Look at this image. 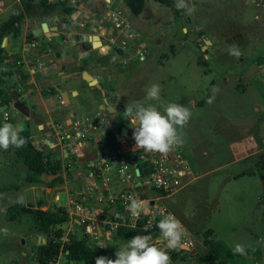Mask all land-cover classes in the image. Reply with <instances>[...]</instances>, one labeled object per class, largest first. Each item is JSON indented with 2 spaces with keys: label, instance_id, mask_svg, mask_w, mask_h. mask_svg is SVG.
<instances>
[{
  "label": "rangeland",
  "instance_id": "1",
  "mask_svg": "<svg viewBox=\"0 0 264 264\" xmlns=\"http://www.w3.org/2000/svg\"><path fill=\"white\" fill-rule=\"evenodd\" d=\"M85 1L79 2L83 4ZM105 1L99 0L96 4L91 0L77 11L78 19L94 21L96 26L80 28L74 25L72 35L66 34L65 37L60 36L48 42L30 38L26 40V47L30 48L26 56L28 63L36 66L41 64L42 67L55 63L51 71L34 76L35 85L38 80L54 75L60 68L77 70L105 58L101 54L106 49L93 48L89 54H82L84 47L89 48V43L75 35L84 30L97 34L101 27L99 24H102L103 29L105 25L107 32L101 36L110 45V52H115L117 48L125 50L122 54L124 58L120 59L121 70L117 78L108 72L116 63L103 67L105 93L110 95V103H115L121 111L113 114L114 120L126 124L124 110L129 105L153 104L163 112L160 101L148 100L146 97L147 88L153 83L160 85V97L164 104L178 103L191 111L186 126L178 129L183 139L179 149L188 173L182 182L191 181L166 201L180 200V207L185 213L190 211L195 215L200 214L204 223L214 229V242H230V252L223 254L226 264H264V202L260 214V201L253 202L249 198L254 195V191L262 189L260 195L264 199V171L260 168L261 158L264 163V152L260 159L255 156L249 161L253 168L244 176L241 173L248 171V161L222 165L232 159V134L247 129V125H243L245 121L264 116V83L261 80L264 76V8L257 7L251 0H187L190 5H195V12L188 15L186 10L175 7L176 0H172L170 6L147 0L143 11L134 16L123 0H111L109 7ZM19 12V8L13 6L6 15ZM39 13L44 12L31 9L26 12V18L30 19ZM32 19L31 24L35 23ZM14 43L15 47L20 46V42ZM230 45L238 47L241 53L239 57L229 55ZM48 47L52 48L51 52L46 50ZM9 48L10 45L2 47V51L7 52ZM131 65L136 68L131 70L129 76ZM6 81V85H11V79L6 78ZM21 92L24 90L21 89ZM96 98L100 100L97 92ZM55 99L58 107H61V99L57 95ZM7 108L0 107V122L4 123L5 111L9 116L13 113L16 118L22 115L9 106ZM254 108L258 112H254ZM37 110L39 114L42 113L40 108ZM59 110L55 109L56 114ZM103 115L106 117L109 113L103 111ZM24 118L34 134L33 143L40 145L38 141L43 140L38 139L40 132L35 129L32 117ZM92 131L94 138L102 141L106 130L102 135L101 130L96 133ZM2 151L0 264H36V245L30 233L33 227L31 217L24 215L10 221L5 214L10 205L36 202L44 194L38 188L13 187L23 180L25 169L21 159ZM80 165L83 166L82 163ZM72 171H69L70 174ZM234 173L240 174L236 179L229 178ZM73 189L78 190L75 186ZM58 195L59 200L56 202L65 204L66 193L59 190ZM229 197L236 198L232 201ZM62 228L65 233L77 230L80 237L84 238L80 227L75 229L74 225L70 229V225L65 224ZM88 235L86 240H94L91 234ZM98 239L115 252L128 241L107 231ZM237 243L245 245L246 255L233 252ZM61 255L64 257L63 264H85L65 259L64 252Z\"/></svg>",
  "mask_w": 264,
  "mask_h": 264
},
{
  "label": "crops",
  "instance_id": "2",
  "mask_svg": "<svg viewBox=\"0 0 264 264\" xmlns=\"http://www.w3.org/2000/svg\"><path fill=\"white\" fill-rule=\"evenodd\" d=\"M89 1L91 0H86L85 3L86 2L88 3ZM93 1L94 3L97 4L98 3L97 1L99 0H93ZM106 1H105L106 2L105 5L107 7L111 6L112 1L111 0H106ZM258 1L262 2L264 0L253 1L257 7L260 6L264 8V6H261L260 4L257 5L256 2ZM85 3L82 4V2H78L79 8L77 7L76 8L77 10L72 7L74 10L68 15V19L67 17H65V19L63 18V20L60 19L58 17L59 15L55 14V12L53 11H39V12H44V13L34 14L30 17V19H28V17L26 18V12H24V9L22 6V0H0V25L3 24L4 21L8 19L11 15H13V14L6 15V12L13 6H17L20 12H23L24 14L21 34L18 37L14 38L12 35L0 37V47L1 48L2 47L6 48L10 45V48L7 52L2 51L1 53L3 55V59L0 64V78L4 81L5 86L7 87L8 85H6V82H7L6 78H9L12 80L11 85H9V88L7 87H4L5 89L3 88L4 91L2 93V97L5 95V92L7 91V89H8L7 93L9 97H10L11 91L15 89L20 95L19 98H23L25 100V104L28 106V110H31L35 114V117L34 116H31V117H32V123L35 124V127H36L35 129H37V132H40L38 134L40 138L38 139L43 140L42 142L38 141V144L40 143V145H37L35 143L33 144L37 146L38 148H40L44 153L46 154L51 153L54 159H59L61 162V168H62V171H61L62 182L53 187L47 186L45 184H35L31 186L25 185L26 188H30V189L38 188L44 194V197L37 200L36 202H28V203L36 204L37 202L42 201L44 209L50 206L62 208L63 210L66 211L69 217V221L65 224H69L70 229L73 228L74 225H75V229H77V227H80L81 230H83L84 238L89 237V235L88 233H86L84 224H82L80 220L76 218V216L72 217V215L70 214L71 201L77 202L79 205L85 208H90L94 210L96 209V211L99 212V214H106L108 216H111L113 213L119 211L121 206L117 202L116 204L115 202H112V203L107 202L108 192L106 191V188H108L110 192L116 193L121 189V187H125L124 183L119 177V173L117 170L119 165L115 164V166H112L108 170H104L101 174L97 172H92L89 168L88 164L90 161L94 160L97 157V155H99V153L105 152L109 149L105 151H97L95 156L92 158L88 157V152H90L91 149L96 148L100 144L104 143V141L110 140L108 129H111L112 125H118L120 127H127L130 122L127 124L126 123V121L128 120L127 119L125 121V123L127 124L126 125V124H119L114 120L113 114L115 112L121 113V111H119L115 103L114 104L110 103L109 99L111 97L109 94L105 93L106 90H104V87L102 88L104 90V94H102L97 88L89 85L82 78H78V79L76 78L63 79L62 78V75L65 73H79L82 70H87L90 74L99 78L98 80L103 82V78H102L103 67H105L106 65L100 66L101 64L96 65L94 63H90L89 66L85 65L81 69H77V70L74 69V71L72 72H66V70H64L65 68L64 69L60 68L59 70L55 72L54 75L46 76L44 79L54 77L57 75L58 76L61 75L60 81H62V83L58 86L61 88L62 92L66 94V97L64 98L63 94L58 92L56 89L55 91L47 92L46 89L43 90L40 87H38V85L37 86L35 85L36 81L34 80V76L37 75L38 73L40 74V73H46L45 71H51V69L55 66V63H51L44 67H42L41 64L36 66V65H31L30 63H28L26 56L28 52H30V48L29 46H27L28 48L26 47L25 42L28 38L48 42L51 39L60 37L62 34L64 36H61V37H65L66 34L72 35L74 33L73 31L74 25H77L80 28H83L85 26H88V27L96 26L95 24H93L94 21H91V20L89 21L86 19L84 20L81 18L78 19L77 17V15L79 14L77 12L78 9L86 6ZM48 12H51V13L47 14ZM31 19L32 21H35V23L31 24ZM64 20H67L68 22L67 32H62V26H63ZM42 22H46L52 30L58 27L56 29L57 34L52 33L48 36L46 33L41 32L38 35H33L31 33L32 30L35 28H39ZM100 25L101 27H99L100 30L97 34L102 39L103 36L101 35L106 33L107 29L105 25H104V29H103L102 24H99V26ZM85 34L92 35L93 33L88 32L86 30L75 33V35H79L81 36V38H82V35H85ZM15 41L20 42L19 47H15L16 46V43H14ZM84 41L90 44L89 40H84ZM92 49L93 48L89 45V48L86 49L88 50V52L82 53V54L84 55L89 54L92 51ZM46 50L48 52H51L52 48L48 47L46 48ZM116 52L117 51L111 53L114 56L113 62L116 63V66H113L111 69L108 70V72L110 74H113L115 78H117L120 74V70H121V66H119L120 59L124 58L122 57V54L120 53L115 54ZM104 53L106 52H103L101 55L103 57H106L107 54H104ZM102 56H101V59H102ZM261 76H262V73H261ZM29 77H31L30 80H29ZM21 89L24 90V92H21ZM97 90L100 93H98ZM115 90L117 89L115 88ZM96 92L99 94L100 100L96 98ZM55 95H57L61 99L60 101L62 104L61 107H58L57 100L55 99ZM116 95L117 96L119 95L118 91L116 92ZM10 103L13 104L12 100ZM10 103L6 106H0V107H5V109H8L7 107L9 106V108L11 107L12 109H14L12 104L10 105ZM108 107L115 108V110L109 111L107 109ZM38 108L41 109L42 113L40 112L39 114L37 110ZM57 108L60 109L58 114H56L55 112V109ZM103 111L105 113H109V115H106L105 117L103 115ZM253 111L258 112L256 108H254ZM11 115H12L10 116L11 121H7L8 123L13 124L14 126H19V128L22 129V131L20 132L26 131L27 129L30 130V127L27 124V120L24 118L27 116L22 114L21 116L19 117L17 116L16 118L13 115V113H11ZM0 124L2 125L3 122H0ZM243 125H247L246 127L247 129H244V131L242 132L238 131L237 133L232 134L231 136L230 149L232 152V159L222 164L224 166L229 163L233 164L237 162L248 161L249 163L248 168H247L248 171H245V173H241V175L246 174L248 172L250 173V171L253 168V165L249 161H252L253 157L255 156H258V158L260 159L262 153L264 152V149H263L264 116L258 117V118H255L249 121H245ZM24 128L25 130H23ZM92 130H94L95 133L97 130H101V135H102V132L106 130L105 134L102 136V141L96 140L94 138V135H93L94 132ZM111 131L113 133V136L116 139L114 130L111 129ZM235 131H236V128H235ZM66 134H70L71 136H73L72 141H69V139L66 138ZM33 135L34 134H32V132L30 131L31 139ZM48 135H50L53 139H55V142L49 140L47 138ZM91 139H94L95 143L91 144ZM68 142L72 143V148L68 147ZM119 143H120V146H119L120 148L122 143L121 142ZM2 150L3 149H0V152H3ZM49 150H52L53 153ZM6 151H7L6 154H8L9 156H12L13 158L18 159L16 156L11 154L8 150ZM177 151H179L180 156L182 158L179 147H177ZM119 154H127V158L129 157V159L122 160V162H129L131 164L130 172L133 175V170H134L133 159H132L133 156L131 157L130 153L127 151H121ZM181 158H180L181 163H182L181 166L184 169V176L182 177L183 179L188 175V173L186 171L185 166L183 165L184 160L183 158L182 159ZM81 163L83 165L82 167L80 165ZM260 164H261L260 168L264 171V163H263L262 158H261ZM72 169H75V170L72 171ZM70 170L73 172L72 174H70L69 172ZM136 172L138 171L136 170ZM238 174L240 173L230 174L229 178L236 179L237 176H239ZM46 175L47 176L41 180L51 181L52 179L59 176L60 173L51 174L53 175L51 177H48V174ZM133 177H132L131 183H133V185L142 187L143 194L144 193L148 194L146 196H149V197L150 196L156 197L160 195L159 193H156L155 189H153L152 186L149 185L148 183H144L139 180H136L134 182ZM190 181L191 179L182 182L183 183L182 188L188 185ZM78 184H82V185L78 186ZM74 186L77 187L78 190L77 189L74 190L73 189ZM130 186L131 184L128 186V188ZM59 190H63L66 193L67 199H66L65 204H58L56 202L59 200V195H58ZM151 190L154 191L155 194L151 195L150 194L152 193ZM261 191L262 189H259L258 192L254 191V195L249 196V198H251L253 202H255L256 200L260 201V204H259L260 214L262 213L263 202H264V199L260 195ZM170 196L171 195L164 196L161 199V203H163L168 208V212L171 215H174L182 223V225L190 233L192 240L194 241L193 248L186 249L185 246L180 245L183 251L177 252L178 261L181 262L182 264H205L201 261L200 252L202 253L203 252L202 250L205 248V245L203 244L204 240L206 239L212 240V241L215 240L214 234H213L214 229L212 230L209 226H207L204 223L205 220H203L202 216H199L200 214L195 215L194 213L190 211H186L185 213L180 207L182 204L180 200H178L177 202H173V201L167 202L166 199H168ZM224 198L225 200L228 199L226 195L224 196ZM235 198L236 197L234 198L229 197V199L232 201L235 200ZM68 232H70V230L64 233V237L66 236ZM73 232H76L78 234L77 230ZM108 232H115V231H108ZM97 234L99 238L100 236L104 235V230L97 228ZM135 235L137 234L135 233ZM78 236H80V234H78ZM98 238H95V239L93 238L94 240H91L90 242H97L99 245L103 244L102 242L99 241ZM259 240L261 239L259 238ZM215 242L221 244L224 250H226L227 252H230V245H229L230 242L229 241L220 240V242H217V241ZM191 249H195V253H192L190 251ZM212 263L213 261L210 262V264Z\"/></svg>",
  "mask_w": 264,
  "mask_h": 264
},
{
  "label": "trees",
  "instance_id": "3",
  "mask_svg": "<svg viewBox=\"0 0 264 264\" xmlns=\"http://www.w3.org/2000/svg\"><path fill=\"white\" fill-rule=\"evenodd\" d=\"M146 1L147 0H123L126 7L134 16H138L143 11ZM153 1L166 6L173 4L172 0ZM22 6L26 12L35 8L38 11H53L61 17H67L74 10L70 5L69 0H60L53 3L47 2V0H22ZM23 17V12H19L6 19L4 23L0 25V37L7 35H12L14 38L18 37L21 34ZM67 31L68 22L67 20H64L62 32ZM61 36L64 35L62 34ZM1 53L2 48L0 47V64L3 59ZM117 53H122V50L118 49L115 54ZM113 61L114 56L109 54L99 62L95 61L94 64H101L100 66H102L110 64ZM72 71H74L73 68L69 67L66 69V72ZM4 87L7 86H5L4 81L0 78V106H6L11 101L8 93L5 97H2ZM7 88H9V86ZM97 92L100 93L98 90ZM8 121H11V117H9ZM108 132L110 140L104 141V143L96 148L91 149V151L88 152V157H94L97 151H105L107 149L117 150L119 148L120 143L116 141L111 129H108ZM19 135L25 138L26 144L22 148L10 146L8 151L18 159L22 160V165L25 169V176L19 184H16L13 187L18 189L25 185L31 186L35 184H45L53 187L61 183L62 168L60 160L54 159L51 153L46 154L40 148L35 146L30 136V130L27 129L26 131L19 132ZM92 143H95L94 139H91V144ZM49 151L52 152V150ZM126 159H129V157L127 158V154H118L116 158L117 165H119L122 160ZM136 164L138 172H136V169L133 170V181L135 182L136 180H139L144 182L152 171L151 165L148 161H137ZM43 173H60V175L51 181H43L41 180V175ZM149 185L155 189L156 193H162L161 191H157L152 184ZM134 189L143 194L142 187L134 185ZM151 192V195L155 194L154 191L151 190ZM24 215H28L33 221V227L31 228L32 231L30 233L32 235H41L42 238L45 239V243L38 245L36 244V241H34L36 245V264H48L49 261L56 257L61 251L65 253V259L81 261L85 264H95V258L101 255L115 259V251L111 247H100L97 242H90L85 238H81L73 231L68 232L64 237L65 231L63 230L62 225L69 221V217L66 211L60 207L50 206L44 209L42 201H39L36 204L15 203L7 208L5 217L7 220L14 221ZM114 233H116L121 240H128L131 239L136 232L129 228H118ZM203 244L205 245V248L202 250V253L200 252V258L203 263L210 264V262L213 261L212 264H226L223 259V254L227 251L224 250L221 244L207 239L204 240ZM175 250H177V252L183 251L179 247ZM173 258H177V253L174 254Z\"/></svg>",
  "mask_w": 264,
  "mask_h": 264
},
{
  "label": "clouds",
  "instance_id": "4",
  "mask_svg": "<svg viewBox=\"0 0 264 264\" xmlns=\"http://www.w3.org/2000/svg\"><path fill=\"white\" fill-rule=\"evenodd\" d=\"M177 9L186 10V14L195 12V5L187 0H176ZM229 55L239 57L241 53L236 45L229 46ZM148 100L160 101L163 112L156 105L137 104L127 106L124 110L125 118L133 125V139L136 149L145 152L168 154L173 148L183 145V139L178 129H183L191 117V111L178 103H167L161 100L160 85L151 84L146 91ZM19 126L5 122L0 125V149L8 150L10 146L22 148L26 144L25 138L19 135ZM129 210L135 218H139L143 206L136 199H132ZM160 240L153 241L152 237L137 234L128 239L127 243L115 252V259L106 256L95 258V264H171L168 250L180 246L185 229L182 223L171 214L163 216L158 222ZM162 243L163 247H158ZM103 247V244L100 245ZM233 252L246 255V247L237 243Z\"/></svg>",
  "mask_w": 264,
  "mask_h": 264
},
{
  "label": "built area",
  "instance_id": "5",
  "mask_svg": "<svg viewBox=\"0 0 264 264\" xmlns=\"http://www.w3.org/2000/svg\"><path fill=\"white\" fill-rule=\"evenodd\" d=\"M60 0H47V2L53 3ZM81 0H69L70 5L73 8L78 7V2ZM256 1V0H252ZM257 5L264 6V1L256 2ZM264 83V77L262 79ZM8 112H4L3 120L7 122L9 119ZM133 125L131 123L127 126V133L122 145L118 150H107L99 153L97 157L89 162V168L92 172L101 174L104 170L110 169L117 164L116 158L121 151H127L130 156H133V166L137 169V161H148L151 165L152 171L149 177L144 181L145 183L152 184L157 191H161L159 196L149 197L148 194H142V192L134 189L132 182V173L130 172L131 164L129 162H121L117 168L119 177L124 183L125 187L112 193L106 188L108 192L107 202H117L120 204L121 209L111 216L106 214H99L94 209L85 208L79 205L77 202L71 201L70 214L72 217L76 216L82 224H84L86 233L91 234L92 237L98 238L97 228L104 231H116L118 228L133 229L136 234H144L152 237L153 241L160 240V231L156 227L158 222L163 216L170 214L168 208L161 203V199L164 196L172 195L178 192L182 186V177L184 176V169L181 166V156L177 147L173 148L168 154H160L157 152H145L143 149L135 148V141L133 139ZM66 138L72 141L73 136L66 134ZM68 147L72 148V143L68 142ZM264 149V145H263ZM131 186L128 188V186ZM136 199L143 206L139 218L132 216L129 210V205L132 199ZM184 227V226H183ZM185 229V228H184ZM187 248L194 247V241L190 233L185 229L181 244ZM162 243L158 244V247H163ZM180 249L182 247L179 246ZM171 258V264H182L177 258H173L177 250H168ZM62 251L54 258H52L48 264H63Z\"/></svg>",
  "mask_w": 264,
  "mask_h": 264
},
{
  "label": "water",
  "instance_id": "6",
  "mask_svg": "<svg viewBox=\"0 0 264 264\" xmlns=\"http://www.w3.org/2000/svg\"><path fill=\"white\" fill-rule=\"evenodd\" d=\"M63 20V18H62ZM58 27H56L54 30H52L50 28V26H48V24L46 22H42L40 27L39 28H35L32 30V34L33 35H38L40 34L41 32H44L46 33L48 36L52 33L54 34H57V29ZM82 38L84 40H89L91 42V47L92 48H101V49H106L108 48L107 45H103L102 43V40H101V37L98 35V34H92V35H82ZM62 78L65 79V78H82L83 80H85L89 85L97 88L98 90L101 91L102 94H104V90L102 89V86L98 80L97 77L93 76L92 74H90L87 70H82L80 73H65L62 75ZM54 81L52 80L50 83H53ZM54 88L63 94V97L65 98L66 97V94L64 92H62L61 88L58 86L57 83H54ZM19 93L13 89L10 93V99L12 100L13 104V108L18 111L19 113L27 116L29 114V111H28V106L26 104H24V102H22V100H20L19 98ZM108 110H115V108H112V107H108ZM126 123L128 124L129 121H126ZM26 128V127H25ZM25 128L23 130H25ZM111 129L114 130L115 132V136H116V140L118 142H121L124 140L125 138V135L127 133V127H120L118 125H112L111 126ZM20 131H22V129L20 128ZM47 138L51 141H54L55 142V139H53L50 135L47 136ZM47 175L46 174H42L41 175V179H44ZM53 175L51 174H48V177H51ZM99 229V228H98ZM32 240L36 241L37 244H42V243H45V239L42 238L41 235H36V234H33L32 235ZM104 247L106 246V244L103 245ZM187 249V247H186ZM192 253H195V249H191L190 250Z\"/></svg>",
  "mask_w": 264,
  "mask_h": 264
},
{
  "label": "flooded vegetation",
  "instance_id": "7",
  "mask_svg": "<svg viewBox=\"0 0 264 264\" xmlns=\"http://www.w3.org/2000/svg\"><path fill=\"white\" fill-rule=\"evenodd\" d=\"M59 18L60 19H62V18H64V17H61V16H59ZM121 21V20H120ZM79 36V35H78ZM102 40V43H103V45H107L108 46V48H106V52L107 53H112V52H110V45L109 44H107L105 41H104V39L102 38L101 39ZM90 46H91V42H90V44H89ZM99 49H101L100 47H99ZM117 49H121L122 50V53H120V54H123V52L125 51V50H123L122 48H117ZM117 51V50H116ZM86 52H88V50H86L85 49V47H84V50H82L81 51V53H86ZM134 68H136L135 66H133V65H131V69L129 70V76L131 75V70L132 69H134ZM136 70V69H135ZM80 73V72H79ZM60 79H61V75H57V76H54V77H50V78H47V79H42V80H40V81H38L37 82V85H38V87H40L41 89H46L47 90V92H52V91H55V88H54V83H57L58 85H60L61 83H62V81H60ZM99 79V78H98ZM54 81L53 83H50L51 81ZM99 82H100V84H101V86H102V88L104 87V83L103 82H101L100 80H99ZM130 82V81H129ZM100 91V90H99ZM101 92V91H100ZM20 100H22V102H24V104H25V100L23 99V98H20ZM29 111V114L27 115V117H30V116H34L35 117V114H34V112H32L31 110H28Z\"/></svg>",
  "mask_w": 264,
  "mask_h": 264
}]
</instances>
